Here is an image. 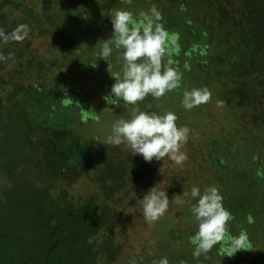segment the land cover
<instances>
[{
	"label": "rangeland",
	"instance_id": "1",
	"mask_svg": "<svg viewBox=\"0 0 264 264\" xmlns=\"http://www.w3.org/2000/svg\"><path fill=\"white\" fill-rule=\"evenodd\" d=\"M70 1L0 0V27H3L6 33H11L20 24L28 26L27 36L22 43H4L0 40V51L8 57L0 60V111L5 114L9 106L13 108L15 106L26 117L22 115L23 120L28 122L25 130L29 136V145L34 147L31 163L27 169L25 165L31 181L36 185H44L51 181L49 196L52 198H57L59 195L57 187H63L65 191L62 196L73 207L86 202L92 195L95 196L93 199L99 202L104 198L101 197L99 184L93 180L95 172L92 164L89 163V159L92 158L82 155L85 149L81 147L85 148V139L90 140L89 151L95 155L98 148L106 146L109 151L115 150L117 158L134 159L141 156L130 155L131 149L127 144H121L119 147L102 144L111 134L112 126L117 120L131 118L132 107L157 114L172 111L178 117L177 126H187L190 130L187 142L181 146V152L186 153L188 157L185 162L178 165L166 156L150 171L147 170L143 183L135 179L134 182L118 190L117 194L122 198L117 205L122 216L126 217V223L124 227L120 224L112 226L113 241L120 244L114 259L108 263L103 262L104 253H100L95 256L98 259L82 264H152L154 260L161 258H167L170 264H264V213L257 217V224L262 225L261 228H256L258 230L251 235L252 239L247 236L249 238L245 242L247 250L236 251L234 257L233 254L231 255L232 243L226 248L221 241L207 254L199 258L193 257L196 248L193 237L198 231V223L191 212V207L198 202L199 197H191V188L198 187L201 194L206 188V185L205 187L197 186V181L194 182L195 178L191 174V172L197 173L204 166L200 147L194 143H199L196 140L201 139L199 135L202 133L222 132V126L229 123V119L232 120L233 116L240 117L242 129L248 124V127L252 128L247 108L243 109L225 103L223 106L218 105V101H222V95L229 88V84L233 83L229 71L239 65L230 60L233 56H237L240 50L234 41L236 29L238 31L241 28L247 30L233 24L239 18V13L232 8L227 12L226 18L220 17L217 14L216 0L113 1L111 10L109 8L108 13L105 12L104 20L111 23V13L117 9H124L131 11L137 22L142 24L146 17H141L140 13L150 14V10L155 7L162 14L163 19L159 22L164 25L170 37L171 35L176 36V31L182 28V21H187L190 28L193 19H197L202 14L194 25L196 29L193 28V34L199 42L187 36L186 40L177 41L176 45H169V52L165 57V63L171 60L172 66L183 74L180 82L181 91L179 93L176 90L170 91L159 99L149 95L137 105H129L126 113L119 116L121 112L113 111L119 98L113 96L110 102H106L104 97L110 94L111 86L115 82L114 77L118 73L122 74L124 49H117L113 45V51L107 58V62L100 58L103 40L112 35V23L110 25L100 23L101 16H99V23H96L97 21L86 22L85 11L81 9L82 7L79 11L76 8L67 9ZM80 1L88 6L93 1L100 3L106 0ZM200 5L203 6L202 12L199 9ZM69 10L78 13L76 18L68 17L73 24L68 29L64 28L60 37L56 31L59 26L57 27L50 17L58 15L56 20L61 21L64 18L63 21L66 22L68 19L63 15L64 13L70 14ZM25 12L29 13L27 20L22 18ZM181 17L184 19L181 20ZM227 32L230 33L229 36ZM57 35L60 39L56 38ZM254 35L252 34V37ZM214 43L219 44L214 46ZM227 62L232 63V67H228ZM250 62L251 60H246V65L240 64L238 70L241 71L245 83L256 85L253 72L258 74L262 68L254 67L250 65ZM261 67L264 70V65ZM204 85L212 93L211 100L196 107V114H188L191 110L185 109L182 105L183 93L193 88L205 87ZM256 87L262 92L263 86ZM53 107L59 111H53ZM89 113L94 114L89 115ZM60 115L61 118H59ZM70 115L73 121H69ZM33 117L39 122L35 123ZM30 119L33 125L29 123ZM52 126H57V128L54 130ZM59 126L62 128H58ZM64 126L68 127L66 131L63 129ZM60 132L66 134L68 148L70 144L79 146V152L73 156L69 154L68 157H62L56 139ZM13 135L15 140V133ZM13 135L7 138L10 145L13 142ZM4 148L5 146L0 144L1 152ZM2 157L0 154V163H2ZM257 158L264 160V154H260ZM49 163L52 165L46 167ZM21 167L17 171L18 174L23 169ZM209 173V170H205L202 175L204 174L206 178ZM5 174L6 172L0 169V191L4 187L15 186L18 183L11 182L10 184ZM153 186L157 189H165L170 203L163 216L156 221L148 222L144 217L139 199H142ZM210 186L216 187L220 192L219 185L214 178ZM124 191H127L125 195ZM182 193H188V195L183 196ZM176 195H182L183 204L176 203ZM229 198H223L222 203L225 208L230 205ZM118 208L113 207V209ZM233 221L234 219L229 224ZM234 223L233 228L238 233L232 234V237H238L242 233L241 230H244L243 227L250 224L248 219L244 223ZM105 229H99L100 231L92 238L94 245L102 238ZM31 235L34 238V234ZM232 237L230 236L229 240ZM181 248L185 253L183 257H180L179 253Z\"/></svg>",
	"mask_w": 264,
	"mask_h": 264
},
{
	"label": "trees",
	"instance_id": "2",
	"mask_svg": "<svg viewBox=\"0 0 264 264\" xmlns=\"http://www.w3.org/2000/svg\"><path fill=\"white\" fill-rule=\"evenodd\" d=\"M113 1L115 0H106L100 3L93 1L87 6L80 0H71L67 9L76 8L79 11L82 7L81 9L85 11L86 22L97 21L96 23H99V16H101L100 23L110 25L111 23L104 18H106L105 12L108 13L109 8L111 10ZM215 3L218 8L217 14L220 17L226 18L227 12L234 8L239 13V18L233 22L234 26L247 29L241 28L240 31L236 29L234 41L240 50L237 52V56L232 55L233 59L230 60L239 65L229 71L233 83H230L227 91L223 93L222 101L227 105L247 108L252 128L248 127V124L242 129L240 117L233 116V122L229 119L230 122L222 126V132L212 131V133L200 134L201 139L196 140L199 143L196 142L194 145L200 147L204 166L197 173L191 172V174L195 178L194 182L197 181V186L205 187L206 185L209 187L212 178H214L219 185V193L222 197L228 199L231 196L229 198L230 205L226 209L233 214L234 221L228 225L229 234L223 240V244L227 248L232 243L229 237L238 233L233 228L234 222L244 223L248 219L250 224L243 227L244 230L241 232L246 233L252 239L251 235L262 226H258L257 217L264 213V160L257 158L260 154H264V70L261 67L264 65V0H216ZM180 6L181 4L178 5V9ZM202 7L199 6L200 12H202ZM77 13L71 11L70 14L64 13L63 16L68 19L66 22L63 21L64 18L61 21L56 20L57 14L55 17H53L54 15L49 16L52 22L57 27L59 26L56 30L58 33L55 32L60 37L61 31L64 28H70L73 24L70 18H76ZM191 14L194 13L191 12ZM201 15L197 19H193L190 28L187 21H182V28L176 31L179 42L186 40L187 36L193 37L195 41L199 42L193 34V28L196 29L194 25ZM28 17L29 13L25 12L22 18L27 20ZM182 19L184 18L181 17ZM229 32H227L228 36ZM252 34H255L254 38ZM58 35L56 38L60 39ZM216 44L219 43H214V46ZM246 60H251L250 65L254 67L262 68L258 74L253 72L256 85L245 83L241 71L238 70L240 64L246 65ZM226 64L228 67H232V63L227 62ZM258 85L263 86L262 92L257 89ZM180 89L181 84L176 91L179 93ZM129 105L119 98L113 111L121 112L119 114L121 116L122 113H126V108ZM140 108L142 107L140 106ZM195 108L191 109L188 114H196ZM229 108H227L228 111ZM52 109L55 112L59 111L56 107ZM21 113L15 106L14 108L9 106L5 114L0 111V144L5 146L4 151H0L3 156L0 169L6 172L5 175L8 176L10 184L18 182L15 186L4 187L0 191V264H82L98 259L95 256L100 253H104L103 262L108 263L113 260L120 244L113 241L112 226L120 224L124 227L126 223V217L122 216L117 205L122 198L117 192L126 184L134 182L135 179H139V182L143 183L147 170L150 171L159 161L153 159L152 162H146L142 156H137L134 159L117 158L115 150L109 151L106 146L98 148L95 155L89 151L90 140L85 139V148L81 147V149H85L82 155L92 158L89 159V163L92 164L95 172L93 180L99 184L101 197L104 199L98 202L93 199L95 196L92 195L86 202L73 207L63 198L62 195L65 191L63 187L60 188L57 185L59 195L57 198H52L49 196L51 181L44 185H36L31 181L29 171L26 169L31 163L34 147L29 145V136L25 130L28 122L23 120L25 116ZM59 118L57 119L60 120ZM68 118L69 121H73L71 115ZM33 121L39 122L35 117H33ZM33 121L31 120L29 123L33 125ZM52 128L55 130L57 126H52ZM58 128H62V126ZM63 129L66 131L68 127L64 126ZM260 130L262 131L258 132ZM10 135H13L11 145L7 139ZM56 139L62 157H68L69 154L73 156L79 152V146L70 144L68 148L66 134L60 132ZM61 147L63 148L61 149ZM7 152L9 153L6 154ZM50 165L52 163L46 167ZM20 167L23 169L18 174L17 171ZM202 170L210 171L206 178L204 174L202 175ZM126 193L127 191H124L123 194ZM114 206L118 209H113ZM134 213L137 215L136 211ZM101 228L106 229L102 238L94 245L95 242L92 238ZM248 237L247 239H249ZM183 251L184 249L181 248L180 257L185 255ZM233 255L235 257L236 254Z\"/></svg>",
	"mask_w": 264,
	"mask_h": 264
},
{
	"label": "clouds",
	"instance_id": "3",
	"mask_svg": "<svg viewBox=\"0 0 264 264\" xmlns=\"http://www.w3.org/2000/svg\"><path fill=\"white\" fill-rule=\"evenodd\" d=\"M112 35L103 40L100 58L107 62L113 51V45L123 48V71L118 73L110 89V94L104 99L110 102L111 97L122 99L130 105H137L147 96L156 99L180 87L183 74L172 66V61L165 63L169 52V45H176L178 36H171L160 23L162 14L153 7L149 13L141 12V17H146L144 23H139L131 11L117 9L111 13ZM28 33L26 24L18 25L11 33H6L0 27V40L4 43H22ZM8 57L0 51V60ZM109 68V66H108ZM212 93L205 86L193 88L183 93L182 105L191 110L211 100ZM223 101L218 105L223 106ZM94 113H89L92 115ZM130 119L120 118L112 126V132L102 142L104 145L119 147L127 144L131 149L130 155H141L146 162L153 159L162 161L169 157L176 164L187 160V154L181 152L182 144L187 142L189 128L177 126V115L172 111L164 114L141 111L132 107ZM134 196L135 193L133 192ZM187 196L188 193H182ZM182 195H176L175 201L183 204ZM191 197H199L198 202L191 207V212L198 223V231L193 237L196 248L194 258L207 254L215 245L223 241L229 234V222L234 219L233 214L223 206V197L214 186L206 187L201 194L198 187L191 188ZM143 207L144 217L148 222L159 219L167 211L170 200L165 189L155 186L139 199ZM231 255L240 249H245L247 234L241 233L232 237ZM152 264H169L167 258L154 260Z\"/></svg>",
	"mask_w": 264,
	"mask_h": 264
}]
</instances>
